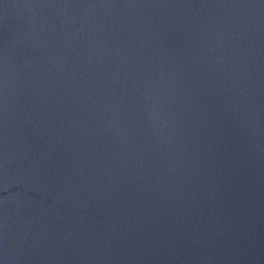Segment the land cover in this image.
Returning a JSON list of instances; mask_svg holds the SVG:
<instances>
[{
	"label": "water",
	"instance_id": "95a60500",
	"mask_svg": "<svg viewBox=\"0 0 264 264\" xmlns=\"http://www.w3.org/2000/svg\"><path fill=\"white\" fill-rule=\"evenodd\" d=\"M0 264H264V0H0Z\"/></svg>",
	"mask_w": 264,
	"mask_h": 264
}]
</instances>
